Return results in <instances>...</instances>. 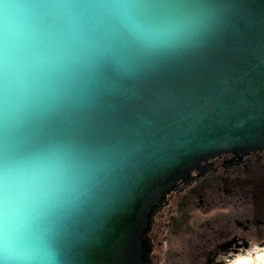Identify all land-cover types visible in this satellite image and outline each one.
Segmentation results:
<instances>
[{"label": "water", "instance_id": "1", "mask_svg": "<svg viewBox=\"0 0 264 264\" xmlns=\"http://www.w3.org/2000/svg\"><path fill=\"white\" fill-rule=\"evenodd\" d=\"M44 2L70 23L15 78L0 39V264H147L170 183L264 149V0Z\"/></svg>", "mask_w": 264, "mask_h": 264}, {"label": "flooded vegetation", "instance_id": "2", "mask_svg": "<svg viewBox=\"0 0 264 264\" xmlns=\"http://www.w3.org/2000/svg\"><path fill=\"white\" fill-rule=\"evenodd\" d=\"M141 230L147 264H264V149L179 176Z\"/></svg>", "mask_w": 264, "mask_h": 264}, {"label": "clouds", "instance_id": "3", "mask_svg": "<svg viewBox=\"0 0 264 264\" xmlns=\"http://www.w3.org/2000/svg\"><path fill=\"white\" fill-rule=\"evenodd\" d=\"M24 10L7 7L0 14V39L4 44V66L13 78L22 71L31 56L52 30L70 23L71 14L58 11L44 0H23ZM8 180L15 184L18 178L16 165L8 169Z\"/></svg>", "mask_w": 264, "mask_h": 264}, {"label": "rangeland", "instance_id": "4", "mask_svg": "<svg viewBox=\"0 0 264 264\" xmlns=\"http://www.w3.org/2000/svg\"><path fill=\"white\" fill-rule=\"evenodd\" d=\"M258 252H259L260 254H262L264 251L261 249V250H259Z\"/></svg>", "mask_w": 264, "mask_h": 264}]
</instances>
